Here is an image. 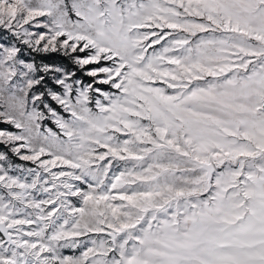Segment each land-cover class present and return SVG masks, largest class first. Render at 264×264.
I'll list each match as a JSON object with an SVG mask.
<instances>
[{"label":"snow or ice","instance_id":"snow-or-ice-1","mask_svg":"<svg viewBox=\"0 0 264 264\" xmlns=\"http://www.w3.org/2000/svg\"><path fill=\"white\" fill-rule=\"evenodd\" d=\"M0 123V264H264V0H0Z\"/></svg>","mask_w":264,"mask_h":264},{"label":"rangeland","instance_id":"rangeland-1","mask_svg":"<svg viewBox=\"0 0 264 264\" xmlns=\"http://www.w3.org/2000/svg\"><path fill=\"white\" fill-rule=\"evenodd\" d=\"M69 2H70V0H69ZM84 55L85 54L83 53L82 56H84ZM22 58L29 59V56L27 55V53H25ZM77 79H79V78H77ZM83 82L85 84L89 83V82H85V81H83ZM155 86H163V85H162V82H159ZM55 89L59 90V86H56ZM104 89L105 90H109L108 86L106 88H104ZM45 102L51 104L52 107H54L57 110V112L60 113L61 115H67L66 113L63 112V109L60 108V106L55 101L51 100V97L46 96L45 97ZM46 117L47 118L43 121V126L50 127L54 131H58V128L53 123V120L50 117V115L46 113ZM43 126H42V130H43ZM0 130L12 131V132L18 131L17 129H15L14 126H12L10 124H6V123H0ZM0 152L6 153L8 155V157H9L10 162L13 165L19 164V165H22L24 168H34V167H36V165L34 163L30 162V161H22V160H20V158L18 156H16L14 153L11 152V146L10 145H6V144L0 142ZM42 158H48V157H42ZM60 169H63L65 171H69V169L66 166H59V168H54L53 171H57V170H60ZM119 170H122V169H119ZM115 171H117V169L110 170L109 177H111L113 172H115ZM76 183H80V182H76ZM80 186L82 188H84L85 190H87V186L86 185L80 184ZM41 198H46V197H41ZM73 203H76L77 206H79L77 198H73ZM81 239H85V238H81ZM89 246H91V245H89ZM82 250H83L82 248H78V249L65 248V249H62V253H63V255L78 256Z\"/></svg>","mask_w":264,"mask_h":264},{"label":"trees","instance_id":"trees-1","mask_svg":"<svg viewBox=\"0 0 264 264\" xmlns=\"http://www.w3.org/2000/svg\"><path fill=\"white\" fill-rule=\"evenodd\" d=\"M77 54H72V57H74ZM78 55L82 56L83 53H78ZM29 59H35L37 63H48V62H55L58 66H63L66 68H69L71 70L76 71V78H79L85 82L91 83L92 78L88 77L83 70H80L78 66L74 64V61L72 58L65 56L63 52L59 53H33ZM86 68L88 66H85ZM47 83L44 85L37 86L39 90L46 91L47 88H55L56 85L52 83L50 78L46 77ZM103 88H106L107 86H102ZM47 96V95H46Z\"/></svg>","mask_w":264,"mask_h":264}]
</instances>
